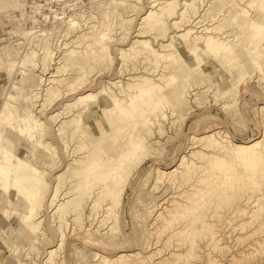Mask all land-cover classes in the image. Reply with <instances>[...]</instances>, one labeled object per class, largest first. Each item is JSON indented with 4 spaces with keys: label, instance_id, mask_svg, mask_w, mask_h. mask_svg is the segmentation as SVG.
<instances>
[{
    "label": "rangeland",
    "instance_id": "rangeland-1",
    "mask_svg": "<svg viewBox=\"0 0 264 264\" xmlns=\"http://www.w3.org/2000/svg\"><path fill=\"white\" fill-rule=\"evenodd\" d=\"M16 1H20L22 5L16 6L8 4L3 7V11H0V48H2L9 59H26L31 51H33L32 49H39L40 45H43L45 42L50 44H48L47 47L51 46V50H53L54 54L53 60L50 61L47 71L42 72L39 65L35 67L33 71L43 74L45 77L52 72L62 74L61 77L59 76L61 79L57 84L51 82L48 85H42L44 84L43 82L38 86L40 99L43 98L44 94L49 93V97L47 98L51 101V104L46 106L47 108H45L46 110L43 112L35 113L36 105L39 103H36L32 109L42 120L47 124L49 123V126L45 123L47 125L46 128L50 127L48 128V131H50L48 132L47 139L51 142V147L53 149L47 152L51 154L54 151H58L59 159L57 160V165L55 164L51 167L54 170L50 168L45 173V178L48 179V182L43 181L41 185L42 189L40 190V196L43 202L41 203L42 205L39 206V214L36 216L35 220L38 221V219L42 218L43 230L44 233H46L40 240L39 250L26 254L27 249L25 245L17 243L16 240V242H13L12 249L10 247V250L1 254L2 258L5 259H0V261H2L3 264H10V262L15 264V262H17L16 259H19L25 264H45L48 249L57 243L59 237V231L52 221L48 204L54 193L53 185L56 181L55 174L63 171L68 166V163L72 161L71 155H69L71 147L77 149L74 154L76 156L77 154L78 156L83 155L84 151L79 147L80 145L83 148H87L89 157H91L90 154H92V157H97L98 161L101 162L98 163L97 166L99 170H102L100 172L106 171L108 168L117 170V160L121 157L123 152L118 143H115L114 140L116 138V141L125 142L126 136L124 134V129L131 128L130 122L135 119L139 121L141 132L149 140L146 146V148L149 149V153H147V149L143 152H139L140 155H138L132 163L133 169L128 179L121 207L119 208V225L116 227L117 229L113 231L110 228V224L108 225L99 221L103 211L102 202L104 197L101 195L98 196L99 201H97L98 198H96V202L98 203L95 204L91 202V199H88L85 203V207L79 208V210L83 212L81 217L73 219V215L69 216L71 226L70 224L68 225L70 231L66 228L68 238L66 239L63 250H58L57 253H55L57 258L53 264H103L96 258V252L111 257L120 252L130 251H139L143 255H149V259H147L145 264H162V262L166 264H264V233H262L264 231V226L259 228V218H255L250 222L251 225L250 223H244L245 220H252L251 214L253 210H256V212L259 211L257 207L252 204L254 200L259 199V201H255L258 203L264 198V161L254 163L253 161L248 162L240 160L237 152L230 149L225 153L228 155L226 157L227 166L219 169L213 165V161L222 153V150L218 149L208 152L201 144L192 143L189 139L191 135H201L219 130L221 135H227L236 142L250 143L260 139L264 142V71L255 67L251 55L246 53L245 49L242 50V47L239 48L240 61L251 76L249 75L243 80L238 93V102H236V104L227 108L223 106V102L226 98L220 97L218 91H215V89L213 90L216 94L212 90L214 86L212 75H207L203 77V79H201V77L197 79L190 78L191 85L189 91L191 93H189L187 98L189 100V105H191V109H189L183 120L179 121L174 120L169 110H167V116L160 120V126L157 124V121L153 122V124H146L143 122L146 117H151L152 119H154V117L147 111H144L142 115L140 114L142 101L140 97L129 102L131 104L130 110H133L135 114L134 119L129 118L127 114H123L119 118L117 115L120 114L121 109L124 108V102L128 96L123 91L119 90V86L111 83L112 81L118 80L120 84L126 85L127 82H132L131 86H134L133 83H136L141 75L145 77H155L157 81H162L163 83L164 80L168 78V75L162 72L164 67L162 64H165V60L161 59L160 61L159 59L156 61L153 58L149 60L145 58L133 59L131 52L130 56H124L125 61L123 62L121 61V57L124 53H121V50L131 47L133 40L141 37V35H146L145 37L147 38L149 37L150 39H148L151 40V44L159 48L161 44L163 45L171 41L172 37L177 39V35L182 33L188 26L191 27L192 25V29L197 32L196 34L198 37L205 35L204 32L206 31L201 29L209 24L216 25L222 23L225 29L230 26L231 30L226 33V38L230 40V43L237 42L239 46H261L256 49H259L261 56H259V60L264 65V33H257L255 29L251 28L247 24L250 19L248 16L250 15L243 12V8H249V13H251V15H253V12L258 14L254 7H246V0H233L234 4H236L235 7H238L239 12L242 14L239 16L238 20L226 22L225 13H227V11L225 10L227 7L222 8L219 4L214 2L215 0H173L171 3L174 8L172 14L167 16L162 15V20L160 22L162 24L151 26L155 18L152 17L153 15L144 21L142 19L151 9L155 10L156 7H159V5H154V8L152 2H150L151 0H127L126 3L123 4L113 0ZM162 1L166 0H158V2ZM112 6L114 8L117 7V9L113 10L109 16L108 11ZM12 16H15L16 20H10ZM70 17H73L79 22L74 30L67 29L65 20ZM103 20L107 21L105 24L108 26L109 30L107 38L103 42L96 44L98 50L97 57L94 56L95 52L92 53L91 59L90 55L84 56L87 66L83 68V70H79L78 73L77 70L72 68L65 70L67 66H76L75 64L72 65L69 63L72 61L71 56L73 55H68L65 53V50L75 45V42L79 40H74L77 35L85 32L87 33L86 35H90L99 30L98 28L102 27ZM235 23H238L237 28L234 26ZM12 27H15L17 31L29 30L32 28L35 33L31 34L29 44H25L27 35L20 37L21 35L14 36L13 34H9L7 31L11 30ZM92 27L95 29L93 28V30ZM138 27H144V29H141L143 32H138ZM65 31H71V33L65 35ZM220 32L210 33H214L215 36L217 35L218 37H223V34ZM88 39L86 38V40L91 41L90 38ZM65 42L68 43L67 47H64ZM103 43L104 46H101ZM82 45L85 48L86 42H83ZM105 46H107L113 55V64H111L109 60L102 58L103 56L100 57L101 53H105L102 50ZM77 50L81 51V48ZM133 50L134 48H132V51ZM39 51L41 52L42 50ZM202 52H204L203 57L207 56L210 58L212 55L210 52H207L206 49L202 50ZM182 53L188 61L194 60L193 56L189 55L187 52L182 51ZM146 54L149 53L146 52ZM79 56L81 55L77 53L74 58ZM64 60L67 62V66L63 62ZM58 61L62 62L58 63ZM194 63H196V60L192 61L190 64ZM121 64H125L122 72L119 71ZM180 64L181 62H178V65ZM57 65L61 66L59 72H56ZM213 65L214 63L212 62L207 63L208 69H205V72H214L215 68L213 67L215 65ZM193 73H196V71L193 70ZM0 75L2 76H0L1 107V100L4 95L3 90L8 86V79L3 69H0ZM15 77L19 80L21 78L20 81H22V76H20V74H16ZM94 77L95 79L91 81ZM86 78H88V80L84 81ZM178 81H181V79ZM35 84H38V82ZM52 85L53 87H51ZM168 85L170 86L171 84ZM25 86V90L23 89L21 93H19L20 91L14 90L16 97L17 95L19 96L18 99H14V101H18L16 102L17 110H15L14 113V115H16L15 117L18 119V123H22L19 115L23 116V108L27 105L25 101H20V99L22 100V95L26 93L29 87L27 84ZM208 86L212 87L204 93H199L197 95L192 94L193 91H198L199 88L202 89ZM101 87L107 88L109 93L112 91L117 97L123 100L121 103H118V105L106 108V116L109 117L113 123L109 124L110 126H106L99 117V108L96 105H92L86 111L85 122L83 123V127L87 131H91V133H84L81 143H76L73 139L74 143L70 142L69 148H65L62 143L63 141L61 142L62 139L60 140V134H57V128L61 121L66 120V117L64 118V116L68 115L66 111L70 109L69 111L72 113L73 109H76L78 112L83 110L81 106L88 101L85 95L89 92H98ZM47 88L48 90L46 91ZM166 89L164 92L169 95L168 97L171 99L170 93L168 89ZM213 92L214 94H212ZM133 93L134 91H130V94ZM216 96H218V98ZM39 109H41L40 106L37 107V111ZM52 111H60L59 114H62H58L57 120L61 119L59 123H57V120L54 121L47 116ZM67 121H69V123H76V119L73 117L68 118ZM15 124L17 126V123ZM92 132L95 133L91 135ZM7 134L9 133L3 132V141L7 138ZM64 134L65 133H63V135ZM4 142L8 143L6 140ZM0 143H2V141H0ZM18 146L22 145L20 144ZM258 149L263 151L264 155V146ZM183 154L187 155L189 164L193 169L192 173L190 172L187 176L190 180L183 188L186 189L189 196H192L193 201L181 207L179 210L172 212L171 209L175 208L176 199V201L180 199L179 201L186 204L189 201H187V198L183 199L182 196H179L178 192L179 190H184L183 188H175L171 183V179L168 177H159L157 170L176 167ZM86 159L90 160L88 156H86ZM187 163L188 162L185 161L183 165ZM203 166L208 168L211 172L210 175L208 170H203L207 171L205 173L200 170ZM194 170H196V172ZM179 175H181V172H179ZM205 176L207 177L208 183L206 181L203 182L202 178ZM73 178H70L72 182L69 180L63 182L65 184L62 186L61 192L64 191L65 188L68 189L67 187H71L70 184L73 183ZM76 178L75 180H77ZM94 178H96V175H94ZM253 180L260 182L257 186L258 188H253L248 185ZM46 184H48L46 188L49 191L44 190ZM191 185L195 188H192ZM245 190H248V194ZM227 196L232 199L235 197V200H229L231 202L226 204L222 198ZM244 203H246V205ZM92 204L94 205L92 206ZM242 205L245 207V210ZM238 210L239 212H237ZM247 210H249L248 213ZM230 215L232 216L230 217ZM238 217H240V219ZM13 220L15 221L16 218H13ZM254 222H257V224L255 225ZM15 223L16 227L20 224V222L17 221H15ZM181 226L185 227V231H187L186 236V232L183 233L184 229H182ZM234 226L236 227L234 228ZM235 229L239 230L236 231ZM246 229L247 231H245ZM178 230L180 233H178ZM210 231L213 232L214 238H223L218 240L221 246H214V242L209 234L211 233ZM256 231H258V233ZM259 234L263 235L260 237ZM243 241H245V244ZM259 243L261 245H259ZM255 247L260 249L261 252L255 251L254 254L250 253L249 255L251 250H256ZM208 248L211 250L208 251ZM243 251L248 254L235 262L231 260L234 255L239 256ZM11 252H13V254ZM214 253L216 255H214ZM210 254H213L214 257ZM10 255L17 258L9 259L11 258ZM217 257L219 261L216 259ZM128 263L135 264L133 260Z\"/></svg>",
    "mask_w": 264,
    "mask_h": 264
},
{
    "label": "bare ground",
    "instance_id": "bare-ground-1",
    "mask_svg": "<svg viewBox=\"0 0 264 264\" xmlns=\"http://www.w3.org/2000/svg\"><path fill=\"white\" fill-rule=\"evenodd\" d=\"M113 1L123 4L126 3L127 0H113ZM172 1L173 0L171 1L166 0V1L158 2V0H151L150 2H152L153 4L152 6L159 5V7H156L155 10L151 9L145 16L142 17L143 21L148 19L151 15H153L152 17L155 18H154V22L151 23V26L152 25L157 26L162 24L160 23L162 20L161 18L162 15L167 16L172 14V11L174 9L173 6L171 5ZM214 2L219 4L222 8L227 7V9L225 10L227 11V13H225L226 22L238 20L239 16H241L242 14L241 12H239L238 7H235L236 4H234L233 0L232 1L215 0ZM246 2H247L245 5L246 7L253 6L255 11H257L258 13L256 14L253 12V15H251V13H249V8L242 7L244 9L243 12L251 16V17L248 16V18L250 19L248 20L247 24L251 28L255 29L257 33L260 34L264 33V21H262L264 20V0H246ZM8 4L16 5V6L22 5L20 1H16V0H0V11H3V7H5ZM116 9L117 7L115 8L113 6L110 7L108 11V15L110 16L112 11ZM14 17L15 16L10 17V20L12 19L16 20V17L15 18ZM103 21H102V27L98 28L99 30L91 33L90 35H86L87 34L86 32L77 35L74 40L76 39L79 40L75 42V45H73L70 48L68 47L67 49L65 48L66 49L65 53H67L68 55H73L71 56L72 61H70L69 63H71L72 65L74 64L76 65L75 67L67 66L66 64L67 62L64 60L63 62L67 66L65 70H69L72 68L74 70H77L78 73L79 70L81 71L83 70V68L87 66V62L85 61L84 56L90 55V59H91L92 53L95 52L94 56L97 57L98 50L96 48V44L103 42L107 38L108 30H109L108 26L105 24L107 21H104V23ZM65 22L67 23L68 30L71 29L74 30L79 24V22H77L73 17H70L69 19L65 20ZM192 26L191 27L188 26V28L184 29L182 33L177 35L178 36L177 39H175V37L174 38L172 37L171 41L163 45L161 44V46L159 45L160 46L159 48H156L153 44H151L150 42L151 40H149L150 39L149 37L148 39L147 37H145L146 35H141V37L138 38L134 37L135 39L133 40V44L131 47L124 48L121 50V53H124V55L122 54L121 57L122 59L121 61L123 62L125 61L126 55L130 56L131 52L133 59L145 58L149 60L150 58L151 59L153 58L156 61L159 59L160 61L161 59L165 60L166 61L165 64H162L164 66L162 72L163 73L165 72L168 75V78L164 80V82L162 83V81H157L155 77L152 78L150 76L145 77L141 75V77L136 81V83H133L134 86H131L132 82L131 83L127 82V84L125 85V84H120V81L118 80L112 81L111 83L115 84L116 86H119L120 88L119 90L123 91L128 96L124 102L125 104L123 106L124 108L121 109L120 114L117 115L119 118L123 114H127L129 118L134 119L135 114L133 110L132 111L130 110L131 104L129 102L140 97L141 98L140 100H142L140 114L142 115L144 111H147L150 113V115L154 117V119H152L151 117H146L143 120L144 123L153 124V122L157 121V124H159L160 126L161 125L160 120L164 119L167 116L168 113L166 112L167 110H169V113L171 117L173 116L174 120L177 121L183 120L189 109H191L190 108L191 105H189V100L187 98L189 93H191L189 91L190 89L189 87L191 85L190 78L197 79L198 77H201V79H203V77L207 75H212V82L214 83L212 90L215 89V91H218V95L220 97L226 98V100L223 102V106L227 108L236 104V102H238L237 99L241 84L243 80L250 75V73L244 68L243 63L240 61V55H239L240 47H242V50L245 49L246 53L251 55V59L255 67L264 71V65L259 60V56H260L259 49H256L261 46L259 45L255 47H250L248 45L239 46L237 42L230 43V40L226 38V33L229 30H231L230 26L227 27V29H225L224 26H222V23H218L216 25L209 24L206 27L204 26L205 28L201 29V30H205L206 32H204L205 33L204 36H200V37H198V35L196 34L197 32L192 29L193 28ZM234 26L237 28L238 23H235ZM93 28L94 27H92V29ZM138 28H139L138 32H143L141 31V29H144V27H138ZM218 31L219 32L221 31L220 33L223 34L222 35L223 37L220 36L218 37L217 35L215 36L214 33H210V32L218 33ZM7 32L9 34H13L14 36L21 35L20 37L27 35L25 41L26 43L24 42L25 44H29L31 40L30 39L31 34L35 33V31H33L32 28L29 30L25 29V30L17 31L15 27H12V29ZM70 33L71 31H65L64 34L68 35ZM86 38L87 39L90 38L91 41H88L89 39L86 40ZM83 42L84 43L86 42L85 48L82 45ZM48 44H49L48 42H45L43 45H40L39 49H32L33 51H31L30 55L26 59H21V58L9 59L7 58V55L2 50V48H0V69H3V72L6 74V78L8 79L7 81L8 86L6 87L5 90H3L4 95L2 97L3 99L1 100V107H0V141H2V143H0V233L4 241H6L8 245H10L11 249L13 248V242H16V240L17 243L24 244L25 248L27 249L26 254H29L30 252H36L39 250L40 240L42 236L46 233V232L44 233L43 230L42 218L38 219V221H36L35 218L39 214V210H40L39 206H41L42 205L41 203L43 202L41 199L42 197L40 196V190L42 189L41 185L43 184V181L48 182V179L45 178V173L55 164L57 165L58 162L57 160L59 159L58 151H54L51 154L50 152H47L53 149L51 147L52 146L51 142L48 141L47 139L48 132L50 131V130L48 131V128L50 127L48 128L46 127L47 125L49 126V123L47 124L44 120H42L38 115L35 114L37 112H41V111L43 112L44 110H46L45 109L47 108L46 106L51 104V101H49L47 98L49 97L48 96L49 93L44 94L43 98L40 99L38 86L41 85L43 82L44 84L42 85L45 84L48 85L51 82L52 83L55 82V84H57V82L60 81L61 79L59 78V76L61 77L62 75L52 72L51 74L45 77L43 74L35 73L33 71L35 67H37L38 65L42 69V72L47 71L50 61L53 60V54H54L53 50H51V46L47 47ZM67 44L68 43L65 42L64 47H67ZM101 46H104V43ZM78 48H81V51H78L77 50ZM132 48H134L133 51ZM205 49L207 52H210L212 54L210 58H208L207 56L203 57L204 52H202V50ZM39 50L42 51L40 52ZM102 50L105 53L103 54L101 53L100 57L103 56L102 58L109 60L110 63L113 64L114 63L113 55L111 54L107 46H105ZM182 51L187 52L189 55L193 56V59L196 60V63L190 64L194 60L188 61L183 55ZM146 52H148L149 54H146ZM77 53H79L81 56L74 58ZM61 62L62 61H58V63ZM178 62H181V64L178 65ZM209 62L214 63L215 65V66L213 65L214 66L213 68H215L214 72H210V71L205 72V69H208L207 63ZM124 65L125 64H121L119 71L121 72L123 71ZM60 67L61 66L59 65L56 66L57 68L56 72H59ZM193 70H195L196 73H193ZM16 74H20V76H22V81H20L21 78L19 80L18 78L15 77ZM94 79L95 77L92 78L91 81H93ZM179 79H181V81H178ZM87 80L88 78H86L84 81ZM34 82L35 83L38 82V84H35ZM26 84L27 86H29L28 90L26 91V93L22 95V100L20 99V101L21 102L25 101L27 105L23 108L24 110L23 116L19 115L20 121L22 123L20 122L18 123V119L17 117H15L16 115H14L15 110H17L16 102L18 101H14V99L16 98L18 99L19 96L17 95L16 97V95L14 94L15 92L14 90L20 91L19 93H21L23 89L25 90ZM168 84L171 85L169 86ZM51 87H53V85ZM211 87L212 86H208L202 89L199 88L198 91H193L192 94L197 95L199 93H204ZM166 88L170 93L171 99H169L168 97L169 95H167L164 92ZM47 90L48 88L46 89V91ZM130 91H134V93L130 94ZM214 92L212 94H214ZM85 96H87L88 101H86V103H84L83 106H81L83 110L78 112L76 109H73L71 113L69 109L68 111H66L68 115L64 116V118L66 117V120L63 121H61V119L57 120L60 111L57 112L52 111L49 113V115H47L50 119H53L54 121L57 120L58 121L57 123L61 121L57 128L58 130L57 134L58 135L60 134L61 138L60 137L59 138L60 140L62 139L61 142L63 141L62 143L65 148H69L70 142L81 143L82 136L84 135V133L86 134L89 132L91 133V131H87L83 127V123L85 122L84 121L85 113L92 105H96L99 108V117L101 118L102 122H104L105 125L108 126L109 124L113 123V121L106 116V108H111L123 101L121 98L117 97L112 91L109 93L107 91V88L104 87H101V89L98 92H89ZM216 97L218 98V96ZM36 103L39 104L36 105V110L34 113L32 107L35 106ZM39 106L41 107V109L37 111V107ZM70 117L76 119V123H69L67 119ZM15 123H17V126ZM130 124H131V128L124 129V134L126 136L125 142L118 140L116 141V138L114 140L115 143L116 142L118 143L120 149L123 152L121 157L117 160V167H118L117 170L114 168L113 169L108 168L106 171L100 172L102 170H99L97 166L98 163L101 162L98 161L97 157H92L93 156L92 154H90L92 158L89 157V151L87 150V148H83L80 145L79 147L83 149L82 151H84L83 155L78 156L77 154L76 156L74 154L76 153L77 149L71 147L69 155H71L72 161H70L71 163L70 162L68 163V166L63 171L55 174L56 181L53 185L54 193L52 194V197L48 204L50 207L49 210L51 211L52 221L55 223V225L58 228L59 237L57 243L48 249L47 252L48 254L46 255L45 258V264H53L56 261L55 259L57 257L55 253H57L58 250L59 251L63 250L66 243V239L68 238L66 228H68V225L71 223L69 216L73 215L74 216L73 219L81 217V215H83V212H81L79 208H84L85 203L88 199H91V202H94L95 204L98 203L96 202V198H98V196L101 195L104 197L102 202L103 211L100 216L101 218L98 219L101 223H105L108 225L110 224V228L113 231L117 229L116 227L119 225V208L121 207L123 196L127 187L128 179L133 169L132 163L134 159L138 157V155H140L139 152H143L145 151V149H147L146 146L149 143V140L144 136V134L140 130L139 121L134 119L132 122H130ZM4 131L9 133L7 134V138H5V140L8 141V143H5L4 142L5 140L3 141L2 136ZM63 133L65 134L63 135ZM94 133L95 132H92L91 135H93ZM189 139L191 140L192 143L201 144L208 152L221 149L222 153L218 157H216V159L213 161V165H215L219 169H221L224 166H227L226 157L228 155L225 153L228 152L230 149L237 152L238 158L240 160H244L248 162L253 161L254 163H259L264 161L263 151L258 149L264 146V142L262 139L250 143L236 142L227 135H221L219 130L201 135H191ZM20 144L22 146H18ZM147 150H148L147 153H149V149ZM28 153H30L31 155ZM86 156H88L90 160L86 159ZM185 161H187L188 163L186 165H183ZM200 170L201 171L208 170V168L206 166H203L200 168ZM192 171L193 169L189 164L187 155L183 154L179 164L176 167H173L171 169H158L157 174L159 175V177L162 178L168 177L169 179H171V183L173 184V186H175V188L181 189L190 180V178L187 176L190 172L192 173ZM194 171L196 172V170ZM179 172H181V175H179ZM203 172L205 173L207 171H203ZM208 172L210 175L211 172L209 170ZM94 175H96V178H94ZM71 177L72 178L74 177L73 183L70 184L71 187L70 188L67 187L68 189L65 188V190L63 189L64 191L61 192L60 190L62 186L65 184L63 182L64 181L67 182L68 180L72 182L71 181L72 179L70 180ZM205 177L202 178L203 182L206 181L208 183L207 177L206 178ZM75 178L77 180H75ZM258 184H260L259 181L253 180L248 185L254 188L257 187ZM47 186L48 184H46L44 187L45 191L48 190L46 188ZM191 187L195 188L192 185ZM183 189L184 190H179L178 192L179 196H182L183 199L187 198V201L189 202L186 204L183 203L182 201H179L180 199L178 201H176L177 200L176 199L174 205L175 208L171 209L172 212L179 210L181 207H184L189 203H192L193 201L192 196L188 195L185 188ZM247 191L246 193L248 194ZM234 198L232 199L231 197L227 196L222 198V200L224 201V203L229 204V202H231L229 200H235ZM257 200L259 201V199ZM257 200H254V202ZM97 201H99V198ZM254 202L252 204H254V206L257 207L259 211L256 212V210H253L252 212L251 210L252 220L251 221L245 220L244 223L249 224L255 218H259L260 219L259 228H260L264 226V198L262 199L261 202L258 203L256 202L254 203ZM94 204H92V206ZM244 204L246 205V203ZM248 211L249 210H247V213ZM237 212H239V210ZM11 216L13 218H16L15 221L20 222V224L17 227L11 224V222H8V220L12 218ZM231 216L232 215H230V217ZM238 218L240 219V217ZM254 224L256 225L257 222L256 223L254 222ZM181 227L182 229H184L183 233L186 232L185 233L186 236L187 231H185V227L184 226ZM235 227L236 226H234V228ZM68 229L70 231V228ZM245 231H247V229ZM210 232L211 233L209 234L211 235V239L214 242V246L215 247L221 246L218 240L223 238L216 239L213 236V232L212 231ZM256 232L258 233V231ZM178 233H180L179 230ZM262 233H264V231ZM261 235L263 234H259L260 237ZM239 241L241 243L240 239ZM243 242L245 244V241ZM259 245L261 244L259 243ZM258 248H256V250H251L249 252V255L250 253L254 254L255 251L259 252L260 249ZM210 250L211 249L208 248V251ZM11 253L13 254V252ZM246 254L248 253L243 251L242 254L239 256L237 255H234L233 257L231 256L232 257L231 260L235 262L241 257H244ZM95 255L96 258H98L103 264H129L128 262H130L131 260H133L135 264H145L147 259H149V255H143L139 251L120 252L117 255L111 257L104 256L99 252H96ZM214 255L216 254L214 253ZM10 256L11 258L9 259L17 258V257H13L12 255ZM216 259L219 261L218 257ZM16 260L17 262H15V264H25L24 262H21L19 259ZM0 264H3L2 261H0ZM10 264H13V262H10ZM162 264H166V263L162 262Z\"/></svg>",
    "mask_w": 264,
    "mask_h": 264
},
{
    "label": "crops",
    "instance_id": "crops-1",
    "mask_svg": "<svg viewBox=\"0 0 264 264\" xmlns=\"http://www.w3.org/2000/svg\"><path fill=\"white\" fill-rule=\"evenodd\" d=\"M12 217V216H11ZM8 222H11V224H13L14 226H16V223H15V221L13 220V218H10L9 220H8ZM18 226V225H17ZM8 250H10V245H8V243L6 242V241H4V239L2 238V235H1V233H0V259H4V258H2V256H1V254L3 253V252H6V251H8ZM7 258V257H6Z\"/></svg>",
    "mask_w": 264,
    "mask_h": 264
}]
</instances>
